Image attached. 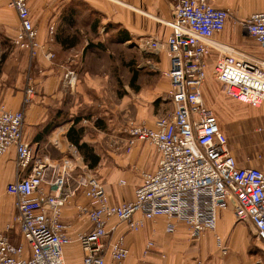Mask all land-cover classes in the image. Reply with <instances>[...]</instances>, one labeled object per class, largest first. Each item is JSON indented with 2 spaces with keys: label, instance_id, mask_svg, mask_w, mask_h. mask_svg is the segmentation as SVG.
Masks as SVG:
<instances>
[{
  "label": "built area",
  "instance_id": "2783aa9c",
  "mask_svg": "<svg viewBox=\"0 0 264 264\" xmlns=\"http://www.w3.org/2000/svg\"><path fill=\"white\" fill-rule=\"evenodd\" d=\"M29 2L5 0L17 19L12 43L30 60L43 51L52 61L53 52L37 39ZM228 17L227 9L208 0H172L171 19L164 21L171 29L165 42L148 37L137 44L153 52L165 48L168 69L162 74L169 81L166 95L172 108L156 117L152 126L132 123L127 128L126 151L136 141L147 143L155 150L157 163L153 171L140 172L132 199L119 204L110 202L94 175L74 174L70 156L58 162L34 159L23 127L37 85L32 76H25L20 107L12 110L0 104V156L14 149L17 178L5 190L14 198L12 222L30 254L23 256V245L13 244L0 231V264H64L62 247L72 241L81 248V264H124L128 255L124 238L113 237L119 224L137 232L145 221L163 217L166 233L181 224L190 239L198 240L214 231L217 208L230 209L237 222L251 225L264 238V170L238 166L202 94L211 58L212 74L228 96L252 106L264 100V58L217 38ZM240 24L264 50V10L251 13ZM62 77L71 89L78 80L74 68L64 67ZM78 193L87 199L78 211L89 229L70 235L62 211ZM215 238L225 254L219 236ZM153 247V241H147L142 254Z\"/></svg>",
  "mask_w": 264,
  "mask_h": 264
},
{
  "label": "crops",
  "instance_id": "0c3cea01",
  "mask_svg": "<svg viewBox=\"0 0 264 264\" xmlns=\"http://www.w3.org/2000/svg\"><path fill=\"white\" fill-rule=\"evenodd\" d=\"M208 1L229 12L224 30L217 36L227 44L241 41L243 19L264 10V0ZM29 5L37 39L54 57L47 61L42 51L30 60L25 50L16 47L2 56L0 104L18 109L25 76H32L36 94L25 115L23 137L34 159L58 162L70 156L74 174L93 172L111 203L131 200L134 187L140 183V172L153 171L157 156L151 145L140 141L126 151L127 125L132 122L152 126L156 117L172 108L162 111L164 94L169 88V81L162 74L168 69L165 48L153 52L137 44L148 37L165 42L171 29L164 21L171 19L172 0H30ZM10 25L17 27L15 13L5 5V0H0V27L13 42L16 27L12 29ZM226 25L233 27L228 41L223 39ZM119 47L141 52L140 61L124 64L122 70L105 65L114 48ZM64 67L74 68L78 74L72 89L63 82ZM89 108L91 112L100 108L99 118L106 128L91 130L92 123L85 119ZM14 158L13 148L0 156V231H5L13 244H22L23 256L27 257L29 248L17 224L12 222L14 198L5 190L17 178ZM251 166L264 170V164L257 161ZM86 202L78 193L63 208L62 221L69 225L70 235L89 229V223L78 211V205ZM215 216L214 231H206L198 240L190 239L181 224L173 233H166L163 217L145 221L137 232L119 224L113 237L124 238L128 249L124 264H248L244 260L248 245L264 252L263 236L251 225L237 222L230 209L217 208ZM234 229L242 230L244 236L238 247L230 239ZM215 235L225 246V254L221 253ZM147 241H153L154 247L143 255ZM62 257L64 264H81L82 252L77 241L62 247ZM257 263L264 261L254 264Z\"/></svg>",
  "mask_w": 264,
  "mask_h": 264
},
{
  "label": "rangeland",
  "instance_id": "374dc122",
  "mask_svg": "<svg viewBox=\"0 0 264 264\" xmlns=\"http://www.w3.org/2000/svg\"><path fill=\"white\" fill-rule=\"evenodd\" d=\"M15 27L11 26L12 29ZM232 29V26L226 25V33L224 32L226 36L223 38L225 41H228L230 36L228 32L232 31ZM242 32L243 37H241V41H238L237 44H228L264 58V50L243 29ZM16 48L8 35L2 31V27H0V59L7 53L15 51ZM114 49L112 51L113 55H108L109 58H107L108 60L105 65H114L117 70L118 68L122 70L124 64H134L142 55L141 52L136 50L121 49L120 47ZM98 61L102 60L99 59ZM202 94L204 103L212 110L221 131L226 135L228 148L239 166H251L252 162L256 161L264 164V100L259 106H252L228 96L225 93L224 85L216 80L212 74L211 58L207 60L206 77L202 87ZM164 98L165 104L162 105L163 112L171 108V103H169L170 101L166 93L164 94ZM107 102H109L108 98ZM91 109L89 108L88 114L85 116V119L90 120V123H92L89 124L91 125V130L94 131L93 127L96 129L98 127H103L102 129L106 128L103 119L99 118L101 115L100 108L95 109L94 112H91ZM131 124L132 122L127 126ZM90 174L94 175L93 172H90ZM241 231L234 229L230 236L231 242L236 247L239 246V243H242L244 237ZM239 258L243 259V253H241ZM244 260L248 264H254L257 261L262 262L264 261V252L255 249L253 245H248L244 253Z\"/></svg>",
  "mask_w": 264,
  "mask_h": 264
},
{
  "label": "trees",
  "instance_id": "16d2710c",
  "mask_svg": "<svg viewBox=\"0 0 264 264\" xmlns=\"http://www.w3.org/2000/svg\"><path fill=\"white\" fill-rule=\"evenodd\" d=\"M0 61H1V59H0ZM132 83H133V81H132ZM68 138L71 139V137L69 136V132H68Z\"/></svg>",
  "mask_w": 264,
  "mask_h": 264
}]
</instances>
